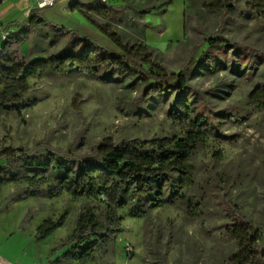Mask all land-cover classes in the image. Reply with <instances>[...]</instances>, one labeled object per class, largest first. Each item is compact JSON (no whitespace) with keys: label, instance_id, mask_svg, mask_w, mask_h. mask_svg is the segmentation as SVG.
I'll return each mask as SVG.
<instances>
[{"label":"rangeland","instance_id":"obj_1","mask_svg":"<svg viewBox=\"0 0 264 264\" xmlns=\"http://www.w3.org/2000/svg\"><path fill=\"white\" fill-rule=\"evenodd\" d=\"M250 1L227 3L240 8ZM216 2L106 0L111 7L124 8L117 9V20L111 24L125 41L149 46L155 64L167 75L188 73L191 89L184 99H191L214 117L215 128L195 158L198 177L187 192L191 203L176 199L145 218L131 217L127 209H121L119 223L112 226L101 198H73L65 192L53 196L54 176L50 171L25 166L28 157L41 158L49 151L76 162L96 156L106 140L150 146L164 138L183 136L190 121L184 112L177 118L173 115L176 94L166 100L154 94L145 101L149 91L140 82L118 80L117 76L110 83L83 75L46 76L31 82L29 97L37 100L36 105L0 119L3 255L15 264H81L66 260L65 242L76 230L80 215L88 210L97 213L107 228L120 233L87 264H229L238 252L237 243L226 233L230 212H239L255 229L264 225V115L249 98L260 84L264 67L245 71L230 60L237 58L234 45L228 55L215 47L217 41L240 42L263 53L264 23L260 25L238 11L226 15L224 9H216ZM54 10L46 9L48 15ZM61 11L68 15L65 9ZM89 14L96 18L93 12ZM20 16L3 22L0 51L9 36L4 29L25 20L19 21ZM69 21L82 38L119 52L78 12L71 14ZM34 30L22 47L28 60L47 58L69 48L71 36L52 41V37H45L47 27ZM2 56L3 52L0 60ZM6 150L14 155L12 159L5 157ZM32 192L37 195L32 197ZM47 219L63 220V225L39 239L37 229ZM259 250L264 253V240Z\"/></svg>","mask_w":264,"mask_h":264},{"label":"trees","instance_id":"obj_2","mask_svg":"<svg viewBox=\"0 0 264 264\" xmlns=\"http://www.w3.org/2000/svg\"><path fill=\"white\" fill-rule=\"evenodd\" d=\"M227 1L217 0L216 9H224L226 15L238 11L253 17L260 25L264 23V0H252L240 8ZM2 2L0 0V5ZM46 9L50 8L33 9L24 21L12 22L4 29L9 36L2 43L3 56L0 60V119L14 113L21 114L37 104V100L29 97L34 80L50 75H83L110 83L117 76L118 80L144 85L149 91V98L145 101L152 99L154 94L164 100L172 93L176 94L173 115L177 118L184 112L190 121V128L179 138H164L150 146L140 142L115 144L106 140L97 148L96 156L76 162L48 151L41 158L28 157L25 166L52 173L57 181L53 196L65 192L73 198H101L112 226L119 223L118 211L121 209H127L131 217L145 218L151 211L176 199L191 203L187 192L195 186L198 177L195 158L215 127L210 112L205 109L201 111L194 101L184 99L191 89L189 74L167 75L155 64L149 46L125 41L111 24L117 20V9L123 7L114 8L99 1L88 9L96 18L80 5L70 8L106 37L119 50L118 53L82 38L75 31L51 23L43 15ZM99 20L107 23L101 24ZM38 27H47L49 30L45 37H52V41L61 36H71L69 48L47 58L28 60L22 54V47L31 31ZM13 28L16 32H11ZM217 42L215 47L224 55H228L229 47L234 45L237 58L230 60L238 63V68L243 66L245 71L250 72L264 67V52L258 53L240 42ZM260 80L249 98L264 115V74ZM4 155L9 160L14 157L10 150L4 151ZM30 194L32 197L37 195L36 192ZM230 213L231 223L226 233L237 243L238 252L229 264H263L264 253L260 252L259 244L264 240V225L255 229L239 212L232 210ZM62 225L63 220H45L37 229L38 238H47ZM116 233H120L119 230L107 228L100 222L97 213L92 210L83 212L76 230L65 242L68 246L66 260L81 264L93 261L102 248L115 240Z\"/></svg>","mask_w":264,"mask_h":264},{"label":"crops","instance_id":"obj_3","mask_svg":"<svg viewBox=\"0 0 264 264\" xmlns=\"http://www.w3.org/2000/svg\"><path fill=\"white\" fill-rule=\"evenodd\" d=\"M18 1V0H17ZM25 1V0H23ZM27 3L23 4L22 0L18 2H16V0H5L2 2V4L0 5V25L3 26V22L8 19L11 18L17 14H20L21 19L19 21H22V19H26L27 16L29 15V13L33 10L37 8V4L33 1L30 0H26ZM90 0H63L61 2H59L54 8H50V9H55L54 12H51L50 15H48V12L45 10L43 13L44 15L48 16V19L50 21H53L54 23L56 22V24L59 25H67V26H63L65 28H67L68 30L71 31H75L77 30V26L75 24H73L72 22L69 21L70 19V15L71 14H75L77 12H72L71 11V7L74 5H80L82 6L84 9H89V7L96 2L93 3H88ZM99 1V0H98ZM22 3L23 5L21 6ZM18 4H20L18 7ZM61 9H65V11H68V15L67 14H63ZM81 19H83V21H86L81 15H80ZM0 264H15L9 257L3 255L0 252Z\"/></svg>","mask_w":264,"mask_h":264},{"label":"built area","instance_id":"obj_4","mask_svg":"<svg viewBox=\"0 0 264 264\" xmlns=\"http://www.w3.org/2000/svg\"><path fill=\"white\" fill-rule=\"evenodd\" d=\"M5 1V0H3ZM37 4V8H54L62 0H30ZM106 4V0H99Z\"/></svg>","mask_w":264,"mask_h":264},{"label":"water","instance_id":"obj_5","mask_svg":"<svg viewBox=\"0 0 264 264\" xmlns=\"http://www.w3.org/2000/svg\"><path fill=\"white\" fill-rule=\"evenodd\" d=\"M0 53H2V51H0Z\"/></svg>","mask_w":264,"mask_h":264}]
</instances>
